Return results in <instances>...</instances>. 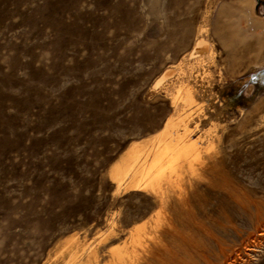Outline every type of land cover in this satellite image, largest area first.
I'll use <instances>...</instances> for the list:
<instances>
[{
    "label": "rangeland",
    "instance_id": "374dc122",
    "mask_svg": "<svg viewBox=\"0 0 264 264\" xmlns=\"http://www.w3.org/2000/svg\"><path fill=\"white\" fill-rule=\"evenodd\" d=\"M236 1L189 0L192 9L176 18L188 30L184 44L166 45L171 28L146 23L150 2L159 10L162 0H0V264H90L84 253L94 249L108 264L111 250L144 224L187 232L182 226L189 220L174 216L179 204L160 206L145 191L115 194L109 171L133 144L158 133L173 112L177 80L189 75L208 89L187 109L189 128L209 118L202 133L214 130L222 116L217 130L227 126L225 143L222 138L215 149L233 145L227 149L233 153L251 141L264 120V63L244 68L234 59L250 51L251 32L260 35L264 0H244L248 16L220 19L219 6ZM217 25H230L248 46L229 53L215 35ZM201 40L214 59L209 50L192 55ZM30 61L34 76L25 67ZM229 64L234 72L220 75ZM146 110L158 115L157 129L132 135L128 119L143 120ZM49 189L58 196L54 204ZM225 199L214 190L206 199L210 212L226 208ZM233 206L228 203V212ZM242 230L244 237L251 229ZM172 235L157 239L158 245L171 244L177 254Z\"/></svg>",
    "mask_w": 264,
    "mask_h": 264
},
{
    "label": "bare ground",
    "instance_id": "6f19581e",
    "mask_svg": "<svg viewBox=\"0 0 264 264\" xmlns=\"http://www.w3.org/2000/svg\"><path fill=\"white\" fill-rule=\"evenodd\" d=\"M188 1L162 0L159 10L150 2L146 23L159 21L171 28L165 37L166 45L184 44L188 30L184 24L176 23V18L182 10L192 9ZM217 10L220 19L249 15L244 0L222 3ZM134 27L130 25L132 31ZM218 27L220 25H217L215 35L229 53L233 48L248 46L230 25H224L222 29ZM260 31L258 36L250 33L248 38L253 39V44H249L250 51L245 57L235 58L234 63H242L244 68L264 63V26H260ZM206 45L203 40L199 41L192 55L209 50L210 59H214L213 49H207ZM154 48L156 53L161 52L160 43H155ZM257 56L260 58L255 62ZM40 60H43L42 57ZM31 63L25 67L34 76L36 70L32 69ZM217 66L218 63H215ZM233 70L230 64L219 69L220 75H231ZM177 81L171 101L172 114L153 138L144 144H133L120 162L110 169L109 177L115 194L145 191L160 206L173 201L179 204V211L174 216L179 221L185 218L189 220L182 226L187 232H175L172 224L165 230L146 227L144 224L134 229L129 239L122 241L121 247L111 250V262L108 264H150V261L157 259L159 264H264V120L256 123L251 141L242 143L235 152L227 151L233 145L217 150L215 143L222 138L225 143L226 138L222 134L227 126L217 130L221 124L219 122L225 121L222 116L217 117V122L213 124L214 130L202 133V124L210 119L203 118L191 130L189 122L193 118L191 114H186L187 109L200 103L199 99L203 100L208 89L197 76L180 77ZM113 96H118V90ZM233 103V98L228 97L227 104ZM143 114V120L135 117L128 119L129 129L134 136L157 129L155 119L158 115L147 110ZM198 133L200 135L194 139ZM1 144L5 146L4 141H0ZM199 187L202 188L201 192L198 191ZM214 190L228 202L222 200L226 208L221 207L211 213V202L206 199H212ZM48 193L50 203H56L58 196L52 195V189ZM203 197L204 201L199 202ZM229 202L234 204L230 212L227 210ZM33 206L31 202L27 208L32 210ZM199 214L203 215L202 220L197 219ZM158 218L155 216L150 220ZM125 221L128 219L125 218ZM249 228L251 230L242 237V229ZM152 232L153 236L146 239L145 235H151ZM172 232L177 254H172L171 244L158 245L161 237ZM109 235L115 236L116 230L111 228ZM161 252H167L169 262L160 260ZM84 255L90 264H101L97 249L86 251Z\"/></svg>",
    "mask_w": 264,
    "mask_h": 264
}]
</instances>
